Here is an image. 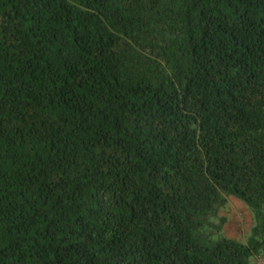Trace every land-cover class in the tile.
Wrapping results in <instances>:
<instances>
[{"label": "trees", "instance_id": "obj_1", "mask_svg": "<svg viewBox=\"0 0 264 264\" xmlns=\"http://www.w3.org/2000/svg\"><path fill=\"white\" fill-rule=\"evenodd\" d=\"M263 250L264 0H0V264Z\"/></svg>", "mask_w": 264, "mask_h": 264}, {"label": "rangeland", "instance_id": "obj_2", "mask_svg": "<svg viewBox=\"0 0 264 264\" xmlns=\"http://www.w3.org/2000/svg\"><path fill=\"white\" fill-rule=\"evenodd\" d=\"M225 218L224 232L226 236L245 241L250 234L254 220L251 211L240 200L230 196L227 198V205L220 212ZM252 264H264V250L256 255Z\"/></svg>", "mask_w": 264, "mask_h": 264}]
</instances>
